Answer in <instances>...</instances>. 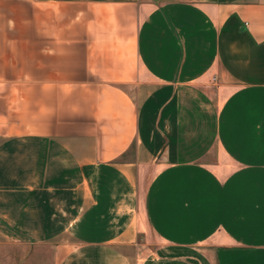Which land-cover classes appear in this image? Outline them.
I'll return each mask as SVG.
<instances>
[{
  "label": "crops",
  "instance_id": "0c3cea01",
  "mask_svg": "<svg viewBox=\"0 0 264 264\" xmlns=\"http://www.w3.org/2000/svg\"><path fill=\"white\" fill-rule=\"evenodd\" d=\"M4 240L264 264V0H0Z\"/></svg>",
  "mask_w": 264,
  "mask_h": 264
},
{
  "label": "rangeland",
  "instance_id": "374dc122",
  "mask_svg": "<svg viewBox=\"0 0 264 264\" xmlns=\"http://www.w3.org/2000/svg\"><path fill=\"white\" fill-rule=\"evenodd\" d=\"M29 248L13 240L0 242V264H30Z\"/></svg>",
  "mask_w": 264,
  "mask_h": 264
}]
</instances>
